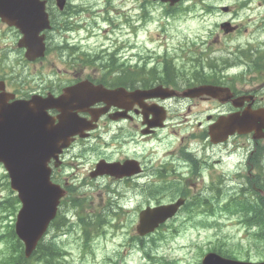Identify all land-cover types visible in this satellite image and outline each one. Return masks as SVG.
<instances>
[{"label": "flooded vegetation", "instance_id": "obj_1", "mask_svg": "<svg viewBox=\"0 0 264 264\" xmlns=\"http://www.w3.org/2000/svg\"><path fill=\"white\" fill-rule=\"evenodd\" d=\"M37 1L46 12L38 33L42 57L26 59L18 47L21 32L0 18V123L8 124L19 100L56 97L83 79L115 91L78 111L86 119L96 112L95 127L82 131L85 137L76 135L52 169V177L69 188L68 196L82 187L137 209L180 198L178 215L193 222L216 203L217 191L248 197L264 192V138L216 133L235 114L264 111V35L260 42L248 36L264 32V0H135V19L114 30L130 35L116 36L114 57L106 54L93 63L81 56L80 44L69 45L57 35L69 29L68 5L62 11L56 0L29 5H40ZM178 16L182 26L173 20ZM88 154L94 160L75 186L73 177L83 163L78 161ZM100 162L114 164V172L108 168L94 175ZM67 168L75 171L62 176Z\"/></svg>", "mask_w": 264, "mask_h": 264}, {"label": "rangeland", "instance_id": "obj_2", "mask_svg": "<svg viewBox=\"0 0 264 264\" xmlns=\"http://www.w3.org/2000/svg\"><path fill=\"white\" fill-rule=\"evenodd\" d=\"M173 20L176 21V25L179 23L181 26L183 25L180 16ZM168 25L170 26V22H168ZM170 31L171 34L178 35L176 27L170 28ZM255 32L258 37L248 36L260 42V36L264 35V32L261 30ZM123 33L126 36L130 35L129 31H123L122 33L117 31L114 34L117 36ZM109 36L113 37L111 33ZM169 42L171 44L175 43L176 38L170 39ZM93 157V155L88 154L84 161H78L83 163L78 167V173L75 172L77 177H73L75 180L77 179L75 186H79L80 181L86 177L88 163L94 160ZM70 160L71 162L73 160L71 155L66 159L67 164H71ZM69 171L75 170L67 168L60 174L65 176ZM69 176V181H71V175ZM6 180L8 178L5 170L0 165V201L12 196V198L7 199V203L3 202L0 207V236L3 232L8 233V225L13 223L14 217L12 202H14L13 194L15 193L8 189ZM79 190L81 192L75 189L74 192H69V196L68 193L66 194L68 197L64 196L65 200L61 205V211H67L72 202H82L85 211L96 217V220L99 217V221L97 220L96 223L91 224L90 228L95 230L101 222L107 221V223L100 226L98 234L91 233L88 239L85 238L83 233H80L81 231L79 232L71 225H67L58 239L59 251L63 252V261L60 260L58 264H159L160 262L199 264L203 252H206L212 246L222 247L223 249L228 247L237 255V260H245L246 257H249L250 260L256 261L264 258V239L257 238L254 233V226L249 228L247 225L239 223L235 218L218 215L211 225L201 226L194 222L202 216H196L192 219L193 222L183 224L179 223L182 217L180 215L178 220L161 228L154 237L146 236L143 239H133L132 237L136 235L134 230L135 212L127 210L121 215L117 213L114 221L110 214L111 203L114 200L111 198V201L107 200L109 197L106 196V193L101 196L100 192L94 190L86 191L82 187ZM82 190L86 193H82ZM227 198L228 194H216V199H220V201ZM68 215L71 221H74L75 216L72 210L68 211ZM116 222L119 224L117 228L114 227ZM81 230H83V227ZM119 230L121 233H119ZM50 236L52 234L47 233V237ZM5 245L2 238L0 241V259L2 256L1 250H5Z\"/></svg>", "mask_w": 264, "mask_h": 264}, {"label": "water", "instance_id": "obj_3", "mask_svg": "<svg viewBox=\"0 0 264 264\" xmlns=\"http://www.w3.org/2000/svg\"><path fill=\"white\" fill-rule=\"evenodd\" d=\"M11 3L16 5L12 6ZM24 5L25 3H19L18 0H0V16L17 19V7L22 8ZM97 89L99 90L97 92H102L101 88ZM87 90L88 87L81 83L68 88L59 99L66 95L70 97L73 93H79L83 97ZM30 102L34 103V100ZM39 103L43 105L40 123L34 122L28 114L29 101L24 103V107L19 104L23 115L22 122H17L15 128L10 123L13 119L8 122L9 133L19 132V135L13 134L12 137L9 134L12 138L8 142L4 140L6 132L0 125V162L8 171L10 187L17 192L21 202V208L16 216L15 232L24 244L26 255L33 250L48 223L55 216L59 198L64 194V190L59 185L50 181L48 161L52 157L56 158L57 154L67 147L72 135L86 128L79 124V120L75 119L67 108H61L57 124L47 125L43 122L45 115L43 109L53 105L52 100H40ZM225 127L229 133L253 131L255 137H264V111L243 113L241 116L229 119ZM96 167L98 170L94 172L95 174L107 171L101 163H98ZM173 211L172 207L167 209V206L153 211H144L140 215L139 232L145 233L152 230L158 222L163 221ZM145 219L151 220L153 224L145 223ZM202 264H264V261L244 262L224 258L215 253H207L202 259Z\"/></svg>", "mask_w": 264, "mask_h": 264}, {"label": "trees", "instance_id": "obj_4", "mask_svg": "<svg viewBox=\"0 0 264 264\" xmlns=\"http://www.w3.org/2000/svg\"><path fill=\"white\" fill-rule=\"evenodd\" d=\"M12 198L11 196L6 197ZM14 198V202H12L13 207H15V203L17 202L16 197ZM2 203V202H0ZM1 206V204H0ZM257 209V208H256ZM254 213H258L261 210H256ZM259 212V213H260ZM255 227V235L258 239H264V222H261V224H255V225H249ZM11 227V228H10ZM9 233H6L5 236H3L5 245V250L3 249L2 261L0 264H58L60 262L59 255L61 252L58 250L57 246H53L52 248V242L51 240H47L44 244L41 241H39L37 247L35 250L31 253V255L28 258H25L23 252V244L22 242L16 237L13 225L9 226ZM9 235V236H8ZM15 235V237H14ZM89 238V237H88ZM42 245V246H41ZM224 246V245H223ZM55 249V251L53 250ZM52 250V251H51ZM58 250V251H57ZM217 251H219L221 254L226 256H236L228 247L222 249V248H216ZM54 255V256H53ZM55 259V260H54Z\"/></svg>", "mask_w": 264, "mask_h": 264}, {"label": "bare ground", "instance_id": "obj_5", "mask_svg": "<svg viewBox=\"0 0 264 264\" xmlns=\"http://www.w3.org/2000/svg\"><path fill=\"white\" fill-rule=\"evenodd\" d=\"M232 135V134H231ZM83 175V174H82ZM81 175V176H82ZM80 176V175H79ZM98 177V176H97ZM83 179H85V177L83 178ZM102 179V178H101ZM105 179V178H104ZM220 179V178H219ZM229 179V178H228ZM79 180H81V179H79ZM103 181V180H102ZM264 181V180H263ZM82 183V182H81ZM80 183V184H81ZM84 183V182H83ZM90 183V182H89ZM99 183V182H98ZM107 183V182H106ZM90 184H92V183H90ZM102 184V183H101ZM110 186V185H109ZM84 187V186H83ZM86 187V186H85ZM101 187V186H100ZM99 187V188H100ZM92 189V188H91ZM75 190V189H74ZM110 190V189H109ZM83 191V190H82ZM74 192V191H73ZM97 192V191H96ZM217 192H219V191H217ZM83 193V192H82ZM102 193V192H101ZM107 193V192H106ZM177 193H179V192H177ZM264 193V192H263ZM100 194V193H99ZM104 194V193H103ZM176 194V193H175ZM180 194V193H179ZM178 195V194H177ZM182 195V194H181ZM101 196H103V195H101ZM111 196V195H110ZM214 197V196H213ZM107 198V197H106ZM101 199V198H100ZM104 199V198H103ZM109 199H110V197H109ZM108 200V199H107ZM62 209H65V208H62ZM256 209V208H255ZM256 210H259V209H256ZM261 210V209H260ZM255 211V210H254ZM98 219H99V217H97ZM97 219V220H98ZM99 221V220H98ZM104 221V220H103ZM105 222V221H104ZM100 223V222H99ZM102 223V222H101ZM102 226V225H101ZM11 228V227H10ZM9 233V232H8ZM9 236V235H8ZM14 237H15V235H14ZM138 239V238H137ZM43 243V242H42ZM42 246V245H41ZM54 251H55V249H53ZM52 251V250H51ZM58 251V250H57ZM23 253V252H22ZM54 256V255H53ZM55 260V259H54ZM54 264V263H53Z\"/></svg>", "mask_w": 264, "mask_h": 264}]
</instances>
